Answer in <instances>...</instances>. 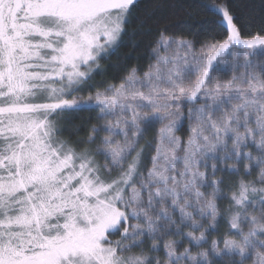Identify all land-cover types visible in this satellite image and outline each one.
I'll list each match as a JSON object with an SVG mask.
<instances>
[{"label": "snow or ice", "instance_id": "6c2138e0", "mask_svg": "<svg viewBox=\"0 0 264 264\" xmlns=\"http://www.w3.org/2000/svg\"><path fill=\"white\" fill-rule=\"evenodd\" d=\"M136 3L0 0V264H264V32L215 5L223 42L161 32L142 77L85 98Z\"/></svg>", "mask_w": 264, "mask_h": 264}, {"label": "trees", "instance_id": "16d2710c", "mask_svg": "<svg viewBox=\"0 0 264 264\" xmlns=\"http://www.w3.org/2000/svg\"><path fill=\"white\" fill-rule=\"evenodd\" d=\"M219 4L227 6L243 38L264 32V0H137L115 50L100 60V67L79 94L86 98L103 91L109 84H119L133 68L142 77L148 64L154 63L153 48L161 32L174 39L190 41L196 49L205 43L223 42L227 38V28L220 15L211 10ZM97 116L98 112L91 109L65 113L59 118L60 139L72 144L86 139L88 129L97 124ZM156 130L148 129L140 145L153 141ZM177 134L182 140L187 139L186 120ZM96 159L104 163L102 157ZM145 163L148 164L147 158ZM223 179L227 187L236 177L224 175ZM226 206V202L221 203L222 208ZM218 231L220 234L226 231L223 222ZM215 238L209 237L210 240Z\"/></svg>", "mask_w": 264, "mask_h": 264}, {"label": "rangeland", "instance_id": "374dc122", "mask_svg": "<svg viewBox=\"0 0 264 264\" xmlns=\"http://www.w3.org/2000/svg\"><path fill=\"white\" fill-rule=\"evenodd\" d=\"M220 17H221V21H222V23H223V25L226 27V22H223V18H222V15H220ZM227 28V27H226ZM119 42V41H118ZM111 52V51H110ZM109 52V53H110ZM108 53V54H109ZM164 53H163V51H161V55H163ZM155 62V61H154ZM96 72V70L92 73V76H93V74ZM230 75V74H229ZM224 78H228L227 76H225ZM84 88H85V86H84ZM87 98V97H86ZM176 135L178 136V134L176 133ZM111 239H113V240H115V239H119V236H114V237H111Z\"/></svg>", "mask_w": 264, "mask_h": 264}]
</instances>
